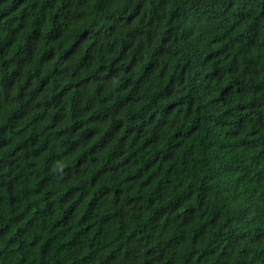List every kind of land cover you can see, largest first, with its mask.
<instances>
[{"label": "trees", "instance_id": "16d2710c", "mask_svg": "<svg viewBox=\"0 0 264 264\" xmlns=\"http://www.w3.org/2000/svg\"><path fill=\"white\" fill-rule=\"evenodd\" d=\"M0 264H264V0H0Z\"/></svg>", "mask_w": 264, "mask_h": 264}]
</instances>
